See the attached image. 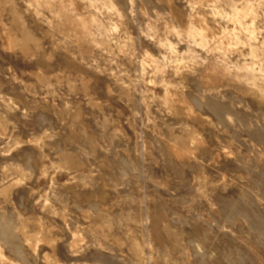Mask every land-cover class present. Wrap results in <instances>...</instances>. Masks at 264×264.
I'll return each instance as SVG.
<instances>
[{
  "label": "rangeland",
  "instance_id": "1",
  "mask_svg": "<svg viewBox=\"0 0 264 264\" xmlns=\"http://www.w3.org/2000/svg\"><path fill=\"white\" fill-rule=\"evenodd\" d=\"M79 1L91 36L66 0H0V264H264V4Z\"/></svg>",
  "mask_w": 264,
  "mask_h": 264
},
{
  "label": "bare ground",
  "instance_id": "2",
  "mask_svg": "<svg viewBox=\"0 0 264 264\" xmlns=\"http://www.w3.org/2000/svg\"><path fill=\"white\" fill-rule=\"evenodd\" d=\"M164 1L169 4L168 0H164ZM260 3L263 5L264 0H260ZM128 4L129 6H132V0H128ZM64 8H65V11L63 14H61L62 22L66 24L68 29H78V31L80 32V35L91 36L93 35L92 33L96 29L101 30V27H103L94 16L83 15L84 6L81 4L79 0H66ZM169 9L170 11H172L170 6H169ZM244 18H245V15L243 19ZM101 33H98V34H101ZM96 35L97 34L95 33V36ZM97 37H99L102 40L103 44L105 43V38L103 35H100V36L98 35ZM7 40H8L9 45L11 46H18L21 49H26L29 41L32 40V37L31 35L26 34V33H24L21 36V38H16V37L11 36L10 34H7ZM214 43L218 45L220 43V40L216 38L214 40ZM185 62L186 61L184 57L182 56L179 60L175 61L174 68L177 71H179V69H183L184 65L186 64ZM158 69L161 71V68L158 67ZM223 73H224V70L221 68L220 65H218V67L216 68L209 67L203 74L202 79L205 83H210V82H213L219 79L223 75ZM245 80L249 84L250 90L254 92L255 95H257L258 97L264 99V76L261 73H257V74L251 73L248 76H245ZM166 97L172 101L174 110H177L178 103H179V100H178L179 97H176L170 89L166 91ZM197 138H198V134L196 133V131L191 130L189 133V138H188L189 142L190 143L196 142ZM40 153L43 154L42 149H40ZM71 160L72 159H71L70 154H67V155H64L62 162L55 164L51 161L49 163L51 164V166L55 167L56 169L58 168L60 170L62 169L61 171H63V169L65 171H69L71 167ZM13 169L15 173H17V175L22 177V172L20 171L19 167L14 166ZM39 173L41 175L40 177H42V173H43L42 169ZM58 174H59V178L61 181L66 180L67 177L64 174V172L63 173L58 172ZM2 178L5 180H2L0 182V194H2L5 197L7 195V191L13 185L14 181L9 182V180H6V174H3ZM42 207L45 210L48 209L46 204H43ZM28 219L29 218L27 217L18 219L19 227L16 230V232L24 240V242H26V244L29 247L33 248V250L39 249V246H41V244H38V242L42 240L44 241L42 242L43 244H45L46 242L50 243L49 240L43 239V237L40 236L39 233L37 232V231H42L44 228L43 224L40 223L37 217L32 219L34 221V224H33L35 227L34 231H30L25 228V225L29 223L31 220V219L30 220ZM0 256H1V250H0ZM43 259H45V261L47 262L46 252L43 253Z\"/></svg>",
  "mask_w": 264,
  "mask_h": 264
}]
</instances>
